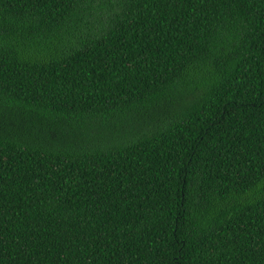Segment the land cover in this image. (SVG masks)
<instances>
[{"label": "trees", "instance_id": "16d2710c", "mask_svg": "<svg viewBox=\"0 0 264 264\" xmlns=\"http://www.w3.org/2000/svg\"><path fill=\"white\" fill-rule=\"evenodd\" d=\"M0 264H264V0H0Z\"/></svg>", "mask_w": 264, "mask_h": 264}]
</instances>
